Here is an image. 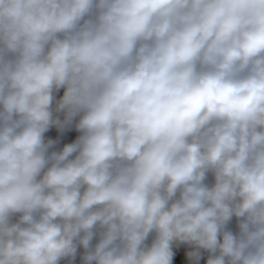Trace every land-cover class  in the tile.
I'll return each instance as SVG.
<instances>
[{"label":"clouds","instance_id":"obj_1","mask_svg":"<svg viewBox=\"0 0 264 264\" xmlns=\"http://www.w3.org/2000/svg\"><path fill=\"white\" fill-rule=\"evenodd\" d=\"M174 244L264 264V0H0V264Z\"/></svg>","mask_w":264,"mask_h":264},{"label":"crops","instance_id":"obj_2","mask_svg":"<svg viewBox=\"0 0 264 264\" xmlns=\"http://www.w3.org/2000/svg\"><path fill=\"white\" fill-rule=\"evenodd\" d=\"M207 183L211 184L213 182V178L211 174L208 176V180L206 181ZM229 229L232 230L234 233L238 232V225H237V219L233 217L232 221L228 225ZM154 238V234H151L149 236L147 243H151L152 239ZM96 242V238H94L93 243ZM195 248L193 246L187 245V244H174L173 245V251L176 253L174 256L173 264H194L192 260H189L187 257L186 253L189 251H194ZM83 248L78 247L77 249V256L76 259L72 262V264H82L81 257L83 255ZM201 252V258L197 262V264H206V261L208 259L209 253L205 250H200ZM59 264H69V259L65 258L62 259Z\"/></svg>","mask_w":264,"mask_h":264},{"label":"rangeland","instance_id":"obj_3","mask_svg":"<svg viewBox=\"0 0 264 264\" xmlns=\"http://www.w3.org/2000/svg\"><path fill=\"white\" fill-rule=\"evenodd\" d=\"M62 95H63V89H60L58 92L55 93V97L57 100ZM53 107H55V104H53ZM60 118L63 119L62 113L60 114ZM74 124L75 121L71 127L65 129L63 132H61L60 130H58L53 126L44 134L46 141L49 139L56 141L53 147L49 149L50 152L59 151L63 148L65 144L74 142V140L80 135V133L75 129Z\"/></svg>","mask_w":264,"mask_h":264}]
</instances>
